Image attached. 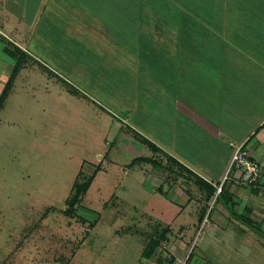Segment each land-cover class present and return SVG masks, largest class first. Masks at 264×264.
<instances>
[{"label": "rangeland", "instance_id": "1", "mask_svg": "<svg viewBox=\"0 0 264 264\" xmlns=\"http://www.w3.org/2000/svg\"><path fill=\"white\" fill-rule=\"evenodd\" d=\"M250 3L141 0L139 16L133 15V9H122L118 16L119 6L110 13L105 6L94 8L91 3L92 11L105 12L106 27L119 30L116 35L127 33L129 44L91 42L90 47L68 44L63 38L56 44L61 47L60 56L53 58L39 41L40 30L45 29L41 24L34 27L36 40H23V29L30 27L27 10L19 11L27 24H15L18 32L9 31L0 22V96L6 91L0 107V264H149L150 251L145 244L159 236L167 241L158 240L155 250L161 249L162 256L151 257L152 264H175L170 250L182 256L181 264L187 263L189 254L191 258L199 255L202 264H264V225L257 227L264 207L256 214L239 209L242 222L236 216L238 221L228 229L245 231L227 242L219 241L213 238L211 226L196 220L207 209L204 201L198 202L188 217L189 205L183 208L178 204V221L166 222L173 212L165 204L168 196L150 194L149 185H143L144 172L154 160L132 162L134 139L142 138L137 132L152 139L156 125L166 132L176 125L178 111L167 109L176 94L184 97L188 106L185 122L179 120L183 127L187 123L186 132L178 133L192 135L194 144L199 145L197 138L205 132L210 133L207 142L218 135L226 141L231 134L238 143L246 133L247 138L254 134L247 140L248 148L264 138V28L258 26V5ZM231 4L232 11L234 4L237 9L232 22L240 39H232L230 27L222 33L223 20L230 15L223 12ZM181 14L192 15L190 19L202 27L214 28L211 44H205L208 49L187 45L200 57L206 51L209 58H215L212 63L216 65L205 66L217 75L203 73L200 65L192 66L194 70L184 76L183 90H177L179 65H171L178 63V46L186 28L187 18H182L184 28L178 30ZM157 26L162 33H152L159 46L154 56L162 59L165 67L153 76V66L144 59L151 55L146 50L150 44L134 43L138 29V33L152 32ZM204 34L203 38L197 36L208 40L209 34ZM215 76L223 82L212 89ZM151 77L158 83L156 88ZM142 108L145 117L139 120ZM146 123L153 130L149 126L146 130ZM145 146L140 153H148ZM165 151L167 155L168 149ZM165 153H157L164 158L159 164L168 162ZM256 159L264 170V155ZM90 175L82 200L73 205L75 209L64 211L74 181ZM225 185L242 186L230 179ZM162 188L166 189L167 183ZM206 189L204 184L200 186L201 193ZM228 196L220 195L214 208L231 206ZM248 215L251 221L244 223ZM176 238H182L185 246L177 242L176 247Z\"/></svg>", "mask_w": 264, "mask_h": 264}, {"label": "crops", "instance_id": "2", "mask_svg": "<svg viewBox=\"0 0 264 264\" xmlns=\"http://www.w3.org/2000/svg\"><path fill=\"white\" fill-rule=\"evenodd\" d=\"M140 1L141 0H0V16H1L0 22L9 31L16 30L15 32H18L20 30H18L16 26H18V24L21 22L26 23L23 20V18L24 19L26 18L23 15H20L19 11H22L23 9L27 10L29 16H31V18L28 17L29 20L26 19L30 27L28 29L25 28L23 29L22 31L23 40L26 41L28 39L30 41L32 39L36 40L34 37L36 34L34 27L38 24H41L40 27L44 26L45 29L40 30L39 41L42 44V46H44V48L46 47L49 48L48 54L53 58L55 56H60L59 48L61 47H59L56 44L58 42L62 43V41L59 39H63V38L65 39V42H67L68 44H78V45L89 44L91 42H95L99 44H129V37L127 33H124L123 36L121 34L116 35L117 31L119 30H112L113 27L109 25L106 27V23H105L106 19L104 17L105 12L102 14L99 11H98L99 13L94 10L92 11L91 3L94 6V8L95 6L96 8L98 6H105L106 7L104 8L106 9L105 11H109L110 13L114 7L119 6L120 10L116 12L118 16L119 15L121 16L122 9L123 10L133 9V15L139 16L138 10L140 8ZM250 2H251L250 6H254L253 3L256 2L258 7L261 6L264 8V2L261 0H255V1L250 0ZM234 5H233V11L231 4L228 5V8H226L225 11L223 12L226 13L227 15L229 12L230 15H228L229 16L228 19L223 20L222 33L225 31V28L230 27L231 29L234 30L232 39L235 38L240 39V33H238L235 30L234 27L235 24L232 22L233 17L237 13L236 12L237 9L235 8ZM258 7L256 10L254 9L255 12L257 13V16H259L258 17L259 19L257 21L258 26L264 28V18H263L264 14L262 12L263 8H258ZM259 11L261 12V15H258ZM185 14H181V16H179L177 19L178 30L181 31V28L182 27L184 28V23L186 28L184 30V34L182 38L183 41L182 45L178 46V48H180L178 50L179 52L178 55H180L178 63L176 62L175 64L173 63L171 65V68L177 64L179 65L177 67L178 69L175 67L178 72V78H179V79H175V85L177 87V90L178 88L183 90L184 76L189 74L187 73V71L189 72V70L191 69L194 70L193 69L194 66L196 68L197 65H200L202 68L205 69V70L202 69L203 73L205 74L206 73L211 75L216 74L213 73L214 71L212 69L205 66L211 64L216 65L214 62L212 63V61L215 58H209L206 55V51H204L203 57H200V55L196 53L191 48L190 45H187V44H200L202 48L208 49L209 45L207 47L205 44H211L210 41L212 40L211 36H215L214 28L207 29L204 26L202 27V25H200L199 22L190 19V16L192 15H185ZM13 15H15L16 19H13ZM235 17H237V14ZM250 17L254 18L256 16H250ZM182 18L183 19L187 18L186 22L184 20V23H182L181 22ZM228 21L232 22V24H230L231 26L230 25L228 26L226 24ZM240 21H242V18H240ZM237 22L238 25L241 24L239 23V20H237ZM149 24L146 25L149 26ZM154 28L155 29L152 30V32L146 31V32L138 33L139 29L137 27L138 35L137 37L135 36L136 43H134V44H150V49H146L144 47L143 49H146L151 53L149 57H145L144 59H146L147 63H151V65L153 66L151 73V75L153 76L155 75L156 72H158V70L160 71V68L165 67V63H161L162 59H160L157 56H154L155 47L159 48L158 44L155 41V36L160 35L162 33L158 26ZM204 32H206V34H209L208 40H205V38L201 40L199 36H197L200 34L203 38V36L205 35ZM152 33H154L155 36H153ZM232 39L230 40V38H228V40L230 41H232ZM89 45L90 47H92V44ZM82 48L87 50L86 46L84 47L80 46V49ZM120 49L124 50L122 46L120 47ZM192 53H194V56L192 55ZM142 56H144L143 53ZM164 61L169 62L168 59H165ZM79 64L80 63L77 60V65L79 66ZM151 80L154 82L152 84L154 86L152 87L156 88L158 83H156L154 77H151L150 81ZM212 81L214 84L211 88L215 89V87H217L216 84L222 83L223 79L220 77L218 79L215 76V80L213 79ZM156 91H158V89ZM152 96L155 98V100H157V95L155 92L154 95ZM166 97L168 98L169 96ZM182 98L184 97L180 96V94L178 95L176 94L175 101H173L172 99L170 101L171 106L167 107V109H169V111L172 113L178 111L177 113L178 121L175 126L172 124V127H170V130L168 132H166L165 128L164 127L162 128V126H160L159 124L156 125V128L153 130V127L147 123L145 125L146 130H148V126L152 127L153 130V132L151 131V133L153 134L152 139L145 136L144 134L142 135L141 133L137 132L142 136V138L140 139L138 138L139 141L138 140L136 141L134 139L135 142L134 146L136 148L135 149L136 154L138 155H136L134 152L132 162L134 163L138 160L139 161L141 160V161H145L146 163L147 162L150 163L149 162L150 160H154L152 162L153 165L150 166L149 168H146L144 172L143 185L144 186L145 184L149 185L151 189L147 188V190L149 191L150 194H155L160 192L159 194H161L162 198L164 196L165 198L166 196H168V198L165 199V201H167L165 202V204L166 206L169 204L170 208L173 209V212L171 214V217L165 220L166 222L172 223L178 221L177 216L181 212V211L176 212L177 209H179L178 204H180L183 208H185V205H189L188 213H186V216L188 217L189 215L193 214L192 210L195 209L196 204L198 202L204 201L207 206V209H205L203 213L200 212V214L197 215L196 220L199 222V224H205L212 227L213 229L212 234L214 239L227 242L231 240L233 237H238L240 234L243 233L242 231H245V228H241V230H239L240 232H230V230L228 229L229 224L232 223L234 227L235 223L238 220H240L239 216L237 215L238 212L240 211L239 209H241L242 211H244L245 209L250 214L253 211L256 214L258 208L262 209V207H264V170L263 167H261L262 177L261 180L259 181L258 186L248 185L247 187V186H243L244 184L236 183L242 186L232 185L226 187L225 185L226 182H224L222 188L223 190L217 193L214 183H218L221 181L228 168L232 153L231 142L237 143L236 137L233 138L232 135L230 134L228 137L229 139L224 138L226 140L224 141L223 138L220 139V136L218 135L215 140L207 142L206 137H208V134L210 133L205 132L199 135L200 139L197 138L199 145H196L192 140V135L186 133V135L183 136L182 134L178 133V130H181L182 132H186V128H187V123L185 127H183V122L182 124L179 122V120L185 122L184 114L188 111V106H186V103ZM153 104L155 105V101ZM144 108L141 109L142 112L139 111L141 115L139 120H142V117H145L143 114ZM147 116H151V115L147 113ZM156 119H160V118L157 116ZM148 121L151 122V119ZM142 123L144 124V122ZM174 123H175V119H174ZM178 124H180L181 126H179ZM254 132H256V130ZM248 135L249 133H246L244 135L243 140L240 141V142L243 141L245 143V146L247 140H249L250 136L254 134H250L249 138H247ZM256 141L257 142L255 144H252L251 147L248 148L246 146L250 151L251 156L255 159L258 158L259 155H264V138L260 137V139L258 138ZM145 145H147V147L149 148L148 153H140L141 150H143L146 147ZM165 149H168L167 155L165 153L166 152ZM162 151L165 153L164 155L166 157L165 160L168 162L164 164L163 163L159 164L157 161L163 162L164 158H159L160 154L157 153H161ZM156 155L157 157H155ZM140 167H144V165L142 164ZM165 183H167V188L163 189L162 186ZM203 184L207 188L205 190V193L203 192L201 193L200 190V186H202ZM225 193L227 196L228 193H230L227 199L231 201V206L228 205V207L227 206L225 207V205L222 204L219 205V207L214 208V205L216 203H220L218 202L220 200L219 196ZM174 195H176V198H174ZM240 195H242L243 197H240ZM259 198L262 200L257 202ZM243 200L247 201V203L242 204L244 203L242 202ZM191 202H193L194 204H190ZM236 208L238 211L234 210ZM232 212H234L235 215H233ZM261 213H260V221H258L259 222L257 226L258 228H260V225L262 226L264 225V210H262ZM249 215L246 218L244 217L243 219L244 223L245 222L248 223L249 221H251ZM161 217L164 218L163 216ZM181 217L183 219L185 218L184 215H182ZM240 221L242 222V220ZM160 238H164V240L167 241V238L164 236L163 237L159 236L156 238V240H160ZM181 239L176 238V247H179V245L183 247L185 246L184 242L181 241ZM177 242L179 243V245ZM175 249L173 248V250ZM160 250L161 249L153 250V252L147 257L149 264H152V261L150 260L151 257H158L161 255V253L159 252ZM174 252L175 251L172 252L170 250L169 254H171V256L173 255L175 259V264H181L182 256L177 253H175L176 255H174ZM183 256H186V254ZM188 257L189 258L186 264H202L203 259L200 258L199 255L196 256L194 255L191 258V254H189ZM158 259L160 260V258ZM154 260L157 262L155 258Z\"/></svg>", "mask_w": 264, "mask_h": 264}, {"label": "built area", "instance_id": "3", "mask_svg": "<svg viewBox=\"0 0 264 264\" xmlns=\"http://www.w3.org/2000/svg\"><path fill=\"white\" fill-rule=\"evenodd\" d=\"M233 146L228 168L220 182L214 183L216 192L219 193L224 182L230 179L234 183L258 186L261 180V164L251 156L245 143L231 142Z\"/></svg>", "mask_w": 264, "mask_h": 264}, {"label": "trees", "instance_id": "4", "mask_svg": "<svg viewBox=\"0 0 264 264\" xmlns=\"http://www.w3.org/2000/svg\"><path fill=\"white\" fill-rule=\"evenodd\" d=\"M17 67V65L15 66V68ZM15 72H12V75H14ZM6 91H4V93L0 96V107L2 106V100L4 98ZM93 175H90L89 177H87L85 180L83 181H74L72 190H71V194L70 196L68 195L67 197V208L64 209V211H71L73 209H75V203H79L82 198H83V194L85 193V191L87 190V187L89 186V183L92 180ZM223 190V189H222ZM221 190V191H222ZM73 207V209H72ZM157 243L158 240H150V242H148V244L146 245L147 248H145L146 250L148 249V251H150L149 255L153 252V250H155V248L157 247Z\"/></svg>", "mask_w": 264, "mask_h": 264}]
</instances>
